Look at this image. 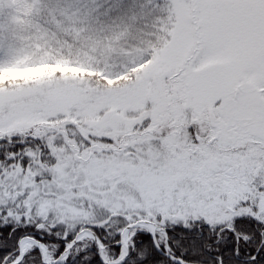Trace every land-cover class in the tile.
<instances>
[{"label": "snow or ice", "instance_id": "6c2138e0", "mask_svg": "<svg viewBox=\"0 0 264 264\" xmlns=\"http://www.w3.org/2000/svg\"><path fill=\"white\" fill-rule=\"evenodd\" d=\"M0 264H264V0H0Z\"/></svg>", "mask_w": 264, "mask_h": 264}, {"label": "trees", "instance_id": "16d2710c", "mask_svg": "<svg viewBox=\"0 0 264 264\" xmlns=\"http://www.w3.org/2000/svg\"><path fill=\"white\" fill-rule=\"evenodd\" d=\"M30 71L29 75L26 76V77H23V78H31L33 76H36V75H39L41 74L42 72L46 71V69H36V70H28ZM27 71V72H28ZM22 78V77H21Z\"/></svg>", "mask_w": 264, "mask_h": 264}, {"label": "rangeland", "instance_id": "374dc122", "mask_svg": "<svg viewBox=\"0 0 264 264\" xmlns=\"http://www.w3.org/2000/svg\"><path fill=\"white\" fill-rule=\"evenodd\" d=\"M29 73H30V71H23V72H17V73H11V75L12 76H19V77H26V76H28L29 75Z\"/></svg>", "mask_w": 264, "mask_h": 264}]
</instances>
